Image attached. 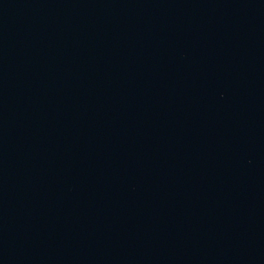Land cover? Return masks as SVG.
Segmentation results:
<instances>
[{
	"label": "water",
	"instance_id": "obj_1",
	"mask_svg": "<svg viewBox=\"0 0 264 264\" xmlns=\"http://www.w3.org/2000/svg\"><path fill=\"white\" fill-rule=\"evenodd\" d=\"M0 264H264V0H0Z\"/></svg>",
	"mask_w": 264,
	"mask_h": 264
}]
</instances>
